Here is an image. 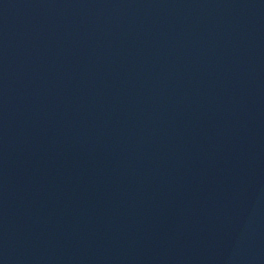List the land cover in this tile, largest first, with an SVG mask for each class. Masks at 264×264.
<instances>
[{
  "label": "water",
  "instance_id": "95a60500",
  "mask_svg": "<svg viewBox=\"0 0 264 264\" xmlns=\"http://www.w3.org/2000/svg\"><path fill=\"white\" fill-rule=\"evenodd\" d=\"M0 264H264V0H0Z\"/></svg>",
  "mask_w": 264,
  "mask_h": 264
}]
</instances>
